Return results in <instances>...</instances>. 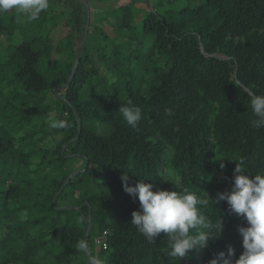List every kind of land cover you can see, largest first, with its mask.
<instances>
[{
    "label": "trees",
    "instance_id": "obj_1",
    "mask_svg": "<svg viewBox=\"0 0 264 264\" xmlns=\"http://www.w3.org/2000/svg\"><path fill=\"white\" fill-rule=\"evenodd\" d=\"M72 4L73 61L59 66L51 59L47 73L38 66L62 48L61 41L54 45L48 21L34 26L41 30L36 34L17 17H10L7 26L0 22L1 48L4 36L11 40L18 30L22 34L18 44L9 45L8 63L0 61V81L16 94L21 86L53 92L72 116L62 117L66 127L56 129L67 133L63 140L51 139V147L27 153L22 142L29 134L16 137L13 128L0 124V264H87L75 249L82 237L91 248L96 241L102 244L106 264H209L229 246L238 258L243 251L238 228L247 225L226 202L205 209L222 221L221 237L179 259L169 255L165 233L150 243L131 225L139 201L123 191L120 177L127 172L132 186L143 180L162 190L189 187L215 201L218 193L231 190L240 157L246 159V174L264 172V128L252 127L246 94H264V0H205L174 17L150 13L143 36L152 38L144 56L152 61L141 77L119 69L133 55L112 62L109 55L97 56L85 47V6ZM127 27L119 33L122 39L116 38L127 42L116 47L133 46L140 58L137 38L124 35ZM97 58L107 61L105 71ZM93 80L114 83L108 98L95 85L89 99L80 97ZM128 102L143 109L135 129L118 112ZM169 108L172 116L166 114ZM91 121L104 123L112 133L92 131Z\"/></svg>",
    "mask_w": 264,
    "mask_h": 264
},
{
    "label": "rangeland",
    "instance_id": "obj_2",
    "mask_svg": "<svg viewBox=\"0 0 264 264\" xmlns=\"http://www.w3.org/2000/svg\"><path fill=\"white\" fill-rule=\"evenodd\" d=\"M76 1L85 6L83 9V21L87 23V32L84 35L85 47L92 54L94 53V55H109V59L112 62H119L121 59H126L128 56L133 55L134 58L131 62L126 60V63L120 65L119 69L124 74L134 71L138 77L142 76V73H144L145 69L149 68L152 61L151 57L149 59L147 57L144 58V56L149 55L148 48L152 42L151 37L146 39L143 36L144 19L152 12L174 17L179 10L185 7L194 8L205 2V0H85L87 1L85 5L83 0ZM72 2L73 0L50 2L49 7L41 11L37 18L31 21H28L23 15H18L14 10L0 14V20H2L0 22L4 23V26L9 24L10 17H17L21 25L24 26V29L27 28L28 32L34 34L41 31L37 27H34L38 22L48 21V28L52 29L50 37L54 45L56 46L61 41L62 48L59 52L53 50L50 54L51 57L49 56L46 57V60H42L38 67L44 73H47V67L51 59L56 60L59 66H65V64L73 61V53L69 49L72 48V42H75V39L71 35L72 26H68L69 21L72 22L73 18L71 15L74 9L69 7ZM125 24L131 28H125L124 35H127L128 38H137V49L141 53L140 58L136 57L137 54L134 52L133 46L131 47L126 44L124 47H116L118 46L117 44L122 45L127 42L125 40L126 42L123 43V40L121 41L122 38L119 37V33ZM88 31L90 32L88 33ZM21 36V30H18L15 33V37H12L11 40H6L5 36L2 38L5 41L4 46L0 47V61L2 63H8L10 56L8 48L11 41L12 43L14 41L13 44H18L22 40ZM116 38H121L119 39L121 42H118ZM77 40H79L78 37ZM115 50H120L116 53L117 55L112 53ZM106 63L107 61L101 62L98 59L97 66L102 71H105ZM115 79H110V82L115 81ZM8 85V83L0 81V124L4 123L7 127L13 128L16 137H20L26 133L29 134V139L22 142L24 153L35 151L41 146L44 148L51 147L53 144L52 140L58 143L67 136L66 132L59 133L56 129L49 126L52 121H61L62 117L66 120L72 119L71 115L64 113V103L56 97L55 93L22 90L23 87L21 86L19 93L16 94L12 93L14 91L8 88ZM94 85L100 92L105 93L106 98L112 93L114 87V83H96V80H93V83H87L84 86L80 97L85 100L89 99L91 93L89 89ZM63 89L64 85L61 86V90ZM89 128L103 136H109L112 133L110 127L97 121H91ZM41 130L44 134L34 135ZM66 146L67 144L63 147V150L66 149ZM78 165V167L84 166V163L78 162ZM82 171H84V168L77 173ZM92 250L94 255H99L105 260L107 259V256L102 253V244H99L97 241Z\"/></svg>",
    "mask_w": 264,
    "mask_h": 264
},
{
    "label": "clouds",
    "instance_id": "obj_3",
    "mask_svg": "<svg viewBox=\"0 0 264 264\" xmlns=\"http://www.w3.org/2000/svg\"><path fill=\"white\" fill-rule=\"evenodd\" d=\"M48 7L49 0H0V14L14 10L28 21L36 19ZM246 94L254 117L250 121L252 127L264 128V94L257 95L248 90ZM118 112L132 129L137 128L143 118L142 107L131 102L121 105ZM166 114L172 116L174 113L169 108ZM49 126L62 129L66 123L52 121ZM235 164L231 190L218 193L215 201L210 200L206 193L198 195L189 187H179L175 191L162 190L155 183H145L143 180L132 186L130 176L124 172L120 177L123 191L139 201V209L131 214V225L150 243L160 233H165L169 255L184 259L190 252L206 249L211 241L221 237L222 221L207 215L205 209L210 203L226 202L231 212L246 221L247 226L238 228L243 251L236 258L235 250L229 246L226 253H217L209 264H264V172L254 176L246 174L249 172L244 157L236 160ZM220 167L223 169L224 165L221 163ZM22 215L26 217L27 212ZM80 222L83 223L82 217ZM75 249L87 258V264H106L104 258L93 254L84 237L76 242Z\"/></svg>",
    "mask_w": 264,
    "mask_h": 264
},
{
    "label": "water",
    "instance_id": "obj_4",
    "mask_svg": "<svg viewBox=\"0 0 264 264\" xmlns=\"http://www.w3.org/2000/svg\"><path fill=\"white\" fill-rule=\"evenodd\" d=\"M83 1H84V3L86 4L87 1H85V0H83ZM75 71H76V67H74V69H73V72H72V76H71V78L73 77ZM71 78H70V79H71ZM80 130H81V129L79 128V131H80ZM70 179H71V177H70ZM90 223H91V222H90ZM90 227H91V225H90ZM89 231H90V229H89L88 232H87V236L89 235Z\"/></svg>",
    "mask_w": 264,
    "mask_h": 264
},
{
    "label": "built area",
    "instance_id": "obj_5",
    "mask_svg": "<svg viewBox=\"0 0 264 264\" xmlns=\"http://www.w3.org/2000/svg\"><path fill=\"white\" fill-rule=\"evenodd\" d=\"M106 245H107V244L104 245V248H106Z\"/></svg>",
    "mask_w": 264,
    "mask_h": 264
}]
</instances>
